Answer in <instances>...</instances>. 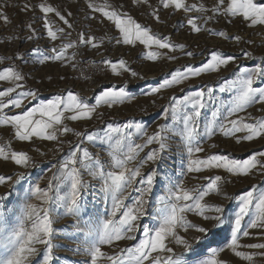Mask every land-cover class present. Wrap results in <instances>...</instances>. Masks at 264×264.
Wrapping results in <instances>:
<instances>
[{
    "label": "snow or ice",
    "instance_id": "snow-or-ice-1",
    "mask_svg": "<svg viewBox=\"0 0 264 264\" xmlns=\"http://www.w3.org/2000/svg\"><path fill=\"white\" fill-rule=\"evenodd\" d=\"M134 3L151 9L145 23L138 22L124 11L123 5L113 7L105 3L100 6L93 0H84L83 8L78 11L84 12L87 26L73 40L77 21L72 11L58 8L49 0H36L35 3L24 0L21 10L26 15L33 13V18L24 25L27 34L21 39H47L52 44L47 54L38 57L40 64L60 62L75 68L76 64L72 62L75 52L70 58V49L81 45L99 49L105 43V37L93 34L90 27L93 22L101 26L107 24L114 32L107 38L108 43L143 45L147 49L144 58L153 62L175 61L177 51L186 57L195 55L194 51L188 50V45L176 43L171 35L153 30L152 23H166L162 19L164 12L182 14L184 27L192 33L211 32L207 25L219 17L239 18L250 29L264 28V0H213L210 7L203 2L189 3L188 0H159L156 6L150 0H134ZM36 12H39L38 16ZM192 13L196 14L189 15ZM0 20L11 23L3 8H0ZM228 22L231 23V19ZM180 23L178 20L177 28ZM215 35L239 44L254 43L239 34L225 31H216ZM31 51L39 52V48L34 47ZM240 57L252 60L254 66H238V74L223 82L219 91L231 92L232 97L227 104L216 107L211 118L202 125V113L213 101L216 89L200 87L185 93L184 85L203 74L218 73L236 64ZM240 57L213 51L199 65L177 68L155 86L142 91V95L151 97L166 89L181 88L183 94L170 97L167 108H162L164 119H171L172 127L167 123L160 124L149 134L144 125L134 121L119 126L107 124L106 139L117 138L113 151L109 152L112 159L106 168L98 156L83 147L85 140L95 142L101 138L94 133L76 131L66 121L93 119L101 103L111 107L134 100L136 97L127 90V84L102 90L95 104H89L71 89L41 100L39 89L24 88L26 76L19 64L26 62L25 54L0 55V82L11 85L0 88V125L13 129L16 141L28 143V150L0 146V162L11 164L13 169L11 173L0 174V187L4 189L0 192V204L13 203L21 196L24 200L23 218L7 237L6 254L0 264H55L57 245L54 240L57 239V221L61 216L54 212L71 218L70 224L76 225L74 231L82 233L84 229L80 220L86 210L85 197L94 182L105 197H110L111 211L101 227L95 230V235L88 230L91 239L83 248V254L88 258L84 264H230L228 254L233 259L238 258L241 264H255L257 259L264 261V184H249L235 195L226 191L227 185L237 180L249 179L257 173L264 177V151L256 150L247 158L237 159L228 154L207 152L202 146V141H210L218 134L231 138L236 145L264 140V114L253 117L248 111L259 105L264 113V57L255 64L254 51L245 47L240 48ZM5 61L10 63L5 65ZM101 63L116 76L124 72L132 77L139 75L123 58L116 62L103 59ZM48 78L52 79L51 76ZM11 110L18 111L9 114ZM132 131L143 135L142 143L126 144ZM69 133L79 140L74 145L68 141L70 148L65 153L62 137ZM174 138L179 140L180 151L186 153V164L175 181L171 176L166 175L165 179L160 176L166 171L165 157L172 150ZM48 143L53 147L46 148ZM50 151L62 154V160L54 165L55 171L49 169L51 176L44 186L38 181L31 182L28 170L35 169L37 164L30 152L44 156ZM221 169L226 175L205 174ZM189 176L202 182L188 187L185 178ZM23 181H29L27 188ZM165 181L169 184L167 195L159 197L163 214L157 217L156 225H144L142 221L150 215L149 208L155 206L150 202L156 201V192L161 190ZM62 186L67 187L65 195H61ZM0 210L7 211L6 208ZM189 214L195 219H189ZM217 237L221 239L217 240ZM65 238L77 237L68 235ZM128 241L134 243L128 247L120 246L121 242ZM105 246L108 251L104 250ZM73 250L79 253L81 248Z\"/></svg>",
    "mask_w": 264,
    "mask_h": 264
},
{
    "label": "rangeland",
    "instance_id": "rangeland-1",
    "mask_svg": "<svg viewBox=\"0 0 264 264\" xmlns=\"http://www.w3.org/2000/svg\"><path fill=\"white\" fill-rule=\"evenodd\" d=\"M36 0H33L35 3ZM54 6L62 8L64 10H70L76 16V10L83 8L84 0H49ZM97 5L103 6L105 3L112 5L113 7H119L123 5V10L128 12L133 16L138 22L145 23L148 21L147 13L151 10L146 8L142 4L134 3V0H93ZM153 6L158 5L159 0H150ZM189 3H205L207 6H211L213 0H188ZM24 0H0V8H3L4 12L9 17L11 23H4L0 20V55H7L9 53L31 51L34 48L32 41H26L21 39L27 34V29L24 27L25 24L31 22L33 18V13H28L27 15L21 10L23 7ZM85 11H88L85 9ZM81 12V11H78ZM84 14V12H82ZM192 13L189 15H195ZM162 19L166 20L165 24H156L152 23L151 26L154 31L160 32L164 35H171L172 39L176 43H184L188 45V50L195 52L194 57H186L182 52L177 51L175 55L178 56V59L175 61H148L144 58V53L147 49L140 44L135 46L129 45H115L114 43H108L107 38L114 35V32L111 31L107 24L101 26L96 22H93L90 27L93 30V34L97 37H105V43L99 49H92L89 47V52L91 53H104V52H121L118 54V57L113 59L115 62L123 58L127 61L128 65L139 74L138 77H132L130 73L124 72L120 76L112 75V78H115L117 82L112 83L110 86L119 87L121 84H127L129 87L134 88L136 92H141L147 90L151 86H155L158 82L167 76L170 72H173L177 68H182L188 64L199 65L204 62L206 58L210 56L213 51L218 53H226L237 55L240 57V48L245 47L248 50L254 51L255 64H259L261 57H264V28L257 26L255 29L248 28L245 24L241 23L239 18L236 17H219L214 21L209 22L207 25L208 29L212 31H203L201 33H192L187 28L184 27L182 22V14L170 15L168 12L162 14ZM231 19V23H229ZM181 20L179 28L176 27L177 21ZM77 21V20H76ZM76 26L83 28L74 24ZM216 31H225L232 34H239L245 37L246 40H251L254 43L251 45L239 44L233 39H225L218 35H215ZM25 50V51H21ZM155 50V49H154ZM41 51V50H39ZM38 53H43L38 52ZM44 54V53H43ZM46 54V53H45ZM11 55V56H12ZM69 56V55H68ZM25 57V63L19 64L20 68L24 72L26 79L24 81V88L27 89H39V97H45L46 99H51L55 95L64 93L66 89L76 90L72 84V75L71 67L65 66L60 62H49L46 64L34 63V60L28 59ZM10 63L5 61V65ZM19 63V62H17ZM238 66L241 67H253L254 62L240 57L236 64L229 65L226 69L221 70L218 73H206L200 77L193 78L190 82H187L184 85V92L194 91L200 87H213L216 89L214 93V99L208 104L204 112L202 113V125L206 124L207 121L211 118V112L218 106L227 104L231 97V92H220L219 88L223 85V82L227 79L234 78L236 69ZM51 76V80H49ZM63 77L64 79H61ZM109 83V84H110ZM11 86L7 82H0V88ZM71 86V87H70ZM109 86V85H106ZM109 86V87H110ZM101 87V86H100ZM76 92V91H75ZM53 94V95H52ZM55 94V95H54ZM183 93L179 86L172 89H166L156 96H141V101L139 105H127L126 110L120 111L119 108L110 107L108 105L100 104L97 107V115H94V118L82 122H67L69 127H74L76 131H84L96 134L101 139H98L95 142H89L85 140L83 147H87L94 156H98L100 161L108 168V164L111 162L112 157L109 155V152L113 151L115 139L112 141L106 139L105 134L108 132L106 128L99 129L97 131H88L91 125L97 123L103 116H108L110 118L121 117L123 119L122 123L127 121H134L141 123L146 127V130L151 134L158 125L167 123L169 127H172L171 119L165 120L162 108H167L169 104V99L172 96L180 97ZM97 94H93L90 97L82 96L85 98L86 102L89 104H95ZM144 98L149 99L147 102ZM155 101V103H153ZM35 103V102H33ZM7 111V110H6ZM18 110H11L9 114L14 113ZM253 117H259L262 113L261 106L254 105L251 109L248 110ZM179 126L177 125V130ZM65 141L63 148L64 152H68L70 145L68 141H71L72 144H76L79 140L74 134L69 133L67 136L62 137ZM143 135L132 131L131 138L126 141L127 145L133 143H142ZM215 144L216 147L212 148L211 145ZM12 150H28L27 142H18L13 138V129L0 125V146H9ZM172 150L165 159L167 161L164 164L165 172L161 173V179H165V176L173 177L175 181L176 178L180 177L184 165L186 164V153L180 151L179 140H172ZM202 146L207 152H215L218 154H228L231 157L237 159L247 158L250 152L256 150L264 151V140H258L256 142H245L240 145L234 144L231 138L223 137L218 134L210 141L203 142ZM35 147V145L33 146ZM52 144L48 143L46 148H52ZM6 150L8 148L6 147ZM126 151V148L124 149ZM46 151V149H42ZM148 149H145L147 152ZM119 155V152L116 153ZM30 155L34 156L37 167L35 169H29L31 173L30 181L31 182H40L41 186H44L51 176L49 169L51 168L55 171L54 165H56V159L62 160V154H58L54 151L47 152L46 155L40 156L34 152H30ZM141 157L144 153H140ZM12 165L0 162V174H8L12 172ZM111 170V169H108ZM147 169H145L146 171ZM206 175L220 174L226 175V173L221 170H212L211 172L205 173ZM202 181H194L191 177L185 178V184L188 187H192L194 184L201 183ZM24 187L29 186V181L22 182ZM249 184H264V177L260 176L258 173L252 175L249 179L237 180L234 183L227 185L226 191L230 195H235L247 188ZM169 184L167 181L160 186V191L156 192V201L150 202L154 203V207L149 208L150 215L145 217L142 221L144 225L154 226L157 224V217L162 215V205L159 203L160 196H166L168 192ZM4 189L0 187V192H3ZM18 191V189H17ZM67 192V187L62 186L61 195H65ZM86 210L80 220V226L84 229L82 233L75 232V224H70L69 217H64L61 212H54L55 215L61 216L57 221V239L54 240V243L57 245L54 250L55 264H84L88 259L83 254V248L87 247V241L91 239L87 232L92 230L95 235V230L101 227L104 219L107 218L108 214L111 211V199L110 197H105L99 188V185L95 182L93 183V188L86 195ZM221 199L222 198H215ZM18 201V202H17ZM35 202V201H33ZM127 201L126 203H130ZM228 203L234 204L235 201H229ZM23 197L15 198L13 203L0 204V209L6 208L7 211L0 210V259H3L6 254V249L4 247L7 237L10 235L11 231L18 226L21 219L23 218ZM189 219H195L191 214H189ZM6 221V222H5ZM67 225V227H66ZM68 235H73L72 240H68L65 237ZM217 240H220L221 237H217ZM133 241L121 242V247L130 246ZM75 247H80L81 251L77 253L73 249ZM105 251H108L107 246L104 248ZM180 249L177 248V252ZM230 264H241L239 259H233L231 254H228ZM255 264H264V261L257 259Z\"/></svg>",
    "mask_w": 264,
    "mask_h": 264
},
{
    "label": "built area",
    "instance_id": "built-area-1",
    "mask_svg": "<svg viewBox=\"0 0 264 264\" xmlns=\"http://www.w3.org/2000/svg\"><path fill=\"white\" fill-rule=\"evenodd\" d=\"M35 15H39V12H36ZM37 29L39 30L40 24L37 21L36 24ZM81 27L76 26L75 31L72 34V39L75 40L77 38V34L81 31ZM59 43V42H57ZM34 47H38L39 50L43 51L47 54V52L52 47V44L49 43L47 39H40L38 41H32ZM25 51V50H21ZM31 51H26L25 55L30 54ZM73 52H75V59L72 61L76 64L75 68L71 66V75H72V85L79 90L80 93L83 94H91L95 92L100 86L104 84H108L113 82L112 75L114 73L111 72L110 69L104 67L101 63L103 59H115L118 57V52H104V53H91L89 52V47L85 48L81 45L77 49H70L68 51V55L71 58ZM115 62V60H113ZM85 88V89H83Z\"/></svg>",
    "mask_w": 264,
    "mask_h": 264
},
{
    "label": "crops",
    "instance_id": "crops-1",
    "mask_svg": "<svg viewBox=\"0 0 264 264\" xmlns=\"http://www.w3.org/2000/svg\"><path fill=\"white\" fill-rule=\"evenodd\" d=\"M80 9V8H79ZM83 11H81V12H78V10H76V20H77V23H78V25H81L82 27H84V25H86V23H85V21H84V19H83V16H84V14L82 13ZM39 52H42V51H39ZM44 53V52H43ZM42 54V53H41ZM45 54V53H44ZM12 55V53H9V56H11ZM40 56V53H38V52H30V54L28 55V59L30 60V58H31V60H34L33 62L34 63H38V57ZM25 57H27V55H25ZM27 59V60H28ZM115 82H117L116 80H115V78H113V82L112 83H115ZM106 85H112L111 83L109 84H102L101 85V87L99 88V89H97L95 92H93V94H97V96H98V94L102 91V90H105V89H107L109 86H106ZM124 84H121L119 87H121V86H123ZM71 86H73L72 84H71ZM70 86V87H71ZM74 87V86H73ZM110 87H114V86H110ZM119 87H116V88H119ZM75 88V87H74ZM76 90V92L77 93H79L81 96H87V97H90L91 95H92V93L91 94H83V93H80L79 92V90L77 89V88H75ZM127 90H130L131 91V93L136 97L134 100H132V101H126L124 104H115V105H113V107H115V108H119V110L120 111H123V110H126V109H124V108H126L127 107V105L129 106V105H139V102L141 101V92H136V90L134 89V88H131V87H129L128 85H127ZM187 92H189V91H187ZM53 95V94H52ZM55 95V94H54ZM96 96V97H97ZM41 100H47L45 97H39ZM144 100H146V102L149 100V99H147V98H144ZM35 102V101H34ZM101 104H103V103H101ZM103 105H106V104H103ZM112 107V106H111ZM101 122H104V123H102L103 125L100 127V128H96L95 127V125H97V124H99V123H101ZM123 122V119L121 118V117H119V119H117V118H110V117H108V116H103L97 123H95V124H93V126L91 125L89 128H87V130L88 131H97V130H99V129H104V128H106L107 129V124H112L113 126H119V125H121V124H123L122 123ZM108 130V129H107Z\"/></svg>",
    "mask_w": 264,
    "mask_h": 264
},
{
    "label": "trees",
    "instance_id": "trees-1",
    "mask_svg": "<svg viewBox=\"0 0 264 264\" xmlns=\"http://www.w3.org/2000/svg\"><path fill=\"white\" fill-rule=\"evenodd\" d=\"M102 123H104V122H101V123L95 125V127H96V128H100V127L103 125ZM58 160H60V159H56V161H58Z\"/></svg>",
    "mask_w": 264,
    "mask_h": 264
},
{
    "label": "bare ground",
    "instance_id": "bare-ground-1",
    "mask_svg": "<svg viewBox=\"0 0 264 264\" xmlns=\"http://www.w3.org/2000/svg\"><path fill=\"white\" fill-rule=\"evenodd\" d=\"M83 89H85V88H83Z\"/></svg>",
    "mask_w": 264,
    "mask_h": 264
}]
</instances>
